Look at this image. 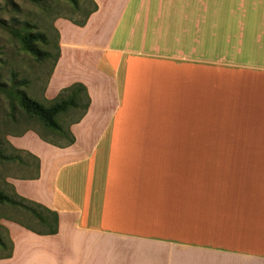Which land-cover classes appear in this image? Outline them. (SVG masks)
I'll list each match as a JSON object with an SVG mask.
<instances>
[{
	"label": "crops",
	"instance_id": "0c3cea01",
	"mask_svg": "<svg viewBox=\"0 0 264 264\" xmlns=\"http://www.w3.org/2000/svg\"><path fill=\"white\" fill-rule=\"evenodd\" d=\"M92 1L83 26L67 23L99 22L109 36L93 47L60 30L46 90L86 86L73 143L30 129L9 137L37 167L7 181L57 212V233L10 221L0 264H264V66L201 56L194 35L183 42L224 0ZM69 47L85 68L67 81ZM252 103L261 117L240 120Z\"/></svg>",
	"mask_w": 264,
	"mask_h": 264
},
{
	"label": "rangeland",
	"instance_id": "374dc122",
	"mask_svg": "<svg viewBox=\"0 0 264 264\" xmlns=\"http://www.w3.org/2000/svg\"><path fill=\"white\" fill-rule=\"evenodd\" d=\"M213 2L214 0H209L210 5H213ZM215 5L216 11L201 12L199 28L183 30V42L194 35L199 39L200 45L196 52L201 56L223 55L227 57V61L235 64L264 66V0H224L216 2ZM92 7L91 0H78L77 6L67 0H0V82L4 84L2 88L8 89L13 80L19 82L26 79L27 85L21 88L38 102L49 105L50 99L56 95L48 92L49 98H47L46 90L58 60L55 62L54 56L57 51L56 46H59L60 30L68 43L84 39L87 42L86 45L93 47L97 42L94 40L101 37L107 38L110 34L111 30L106 27L101 28L99 22H95L90 29L83 31L68 25V23L73 24L72 21L84 20ZM27 26H35L36 30L46 34L48 42L40 46L51 53L50 57L38 61L21 49L12 31ZM122 33V29L119 28L116 31L115 40L123 36ZM65 52L68 55L65 68L68 73L71 72L66 79L69 81L71 76L84 71L85 67L78 62L84 52L80 53L79 50H73L70 47ZM90 79L93 82L96 81L93 75ZM66 80H64L65 83ZM9 100L8 94L0 91V188L5 192H9L8 177L33 175L37 167V159L27 152L19 151V149L16 151L9 142V137L21 135L30 129L50 140L61 143L66 141L51 129L46 130L39 121L24 116L19 109L11 110ZM252 105V108L242 114L243 117L240 120L244 117L256 120L261 117L256 110L261 109V103H258V106L255 103ZM80 112L81 108L78 107L60 117L58 115L56 120H60L66 126ZM2 156L12 158L5 160ZM2 214H12L25 223L37 226L28 214L19 212L14 215L5 205L0 207V215ZM9 222L7 219L0 218V224L6 228L9 239L12 240V235L16 234L15 231L11 234ZM7 251V248L0 247V256Z\"/></svg>",
	"mask_w": 264,
	"mask_h": 264
},
{
	"label": "trees",
	"instance_id": "16d2710c",
	"mask_svg": "<svg viewBox=\"0 0 264 264\" xmlns=\"http://www.w3.org/2000/svg\"><path fill=\"white\" fill-rule=\"evenodd\" d=\"M74 6L78 5V0H67ZM92 1V0H91ZM93 7L86 14L84 20L82 21H72L73 24L77 26H83L87 20L88 15L96 10V4L92 1ZM15 38L18 40L21 49L36 60L41 61L51 56V53L47 50L41 48L40 44H47V36L44 32L36 30L35 26H27L21 29H16L12 31ZM57 51L54 56V61L59 57V46H56ZM27 80L22 79L19 82L15 80L12 81L8 89L2 88L4 85L0 82V91H5L9 97L10 109H19L24 116L27 118H33L39 121L42 126L47 130L51 129L53 132L58 133L61 137L65 138L63 144H57L59 146L69 145L73 143L74 137L69 130V125L71 123L78 122L85 114L89 104L90 97L87 93L86 86L79 82H73L68 86L60 89V91L52 98L49 105H44L34 98L30 97L21 86L27 85ZM80 107L81 112L78 116L71 121L68 125L64 126L60 120H56L59 117L70 110ZM42 138H46L40 135ZM18 151L17 148H15ZM5 160H11L9 156H2ZM9 186V192H5L0 188V207L6 206L10 209L13 214L19 212L28 214L32 220L37 224L36 228L30 223H25L17 216L12 214H2L0 218L7 219L9 221L15 222L22 227L28 229L29 231L36 233L38 235H53L57 233L58 230V214L46 206L32 201L22 195H20L11 183H7ZM14 214V215H15ZM0 247L7 248L8 251L0 256L1 258H8L11 256L12 252V240L9 239L8 232L4 226L0 224Z\"/></svg>",
	"mask_w": 264,
	"mask_h": 264
}]
</instances>
